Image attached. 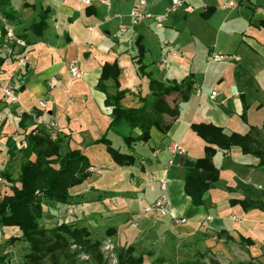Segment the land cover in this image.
<instances>
[{
    "label": "crops",
    "instance_id": "0c3cea01",
    "mask_svg": "<svg viewBox=\"0 0 264 264\" xmlns=\"http://www.w3.org/2000/svg\"><path fill=\"white\" fill-rule=\"evenodd\" d=\"M228 1L235 5L223 8ZM23 2L31 21L25 26L21 11L14 10L5 15L6 22L1 24L0 30V59L3 60L0 74L5 59L11 62V71L4 73L6 78L1 83L10 84L6 90L16 97L13 101L3 93L6 99L0 100V115L5 117L3 124H7L8 119L13 131L7 137L5 163L15 164L17 155L25 154V150L27 157L34 159L33 143L37 138H48L44 126L51 123L56 125L58 142L55 146L59 156L78 151L89 163L88 148L96 142L107 141V146L120 155H131L135 162L138 156L143 177L149 174L155 179H166L168 211L166 216H161L150 211V206L144 214L129 213L133 219L128 218L123 226L132 227L134 223L136 227L132 229H136L139 223L142 227L127 245L119 238L123 230L116 225L119 214L114 209L107 210L108 226L102 242L107 239L128 246L123 251L131 248L132 255L140 253L141 264H154L153 259L158 257L159 262L166 260L167 264H224L226 253L230 252L241 259L244 258L238 253H243L248 263L262 264L264 210L252 206L257 202L264 204V168L259 167V158L238 147L217 150L212 163L218 175L213 182H205L200 202L197 201L198 193L192 194L199 185L194 187L190 183L189 187L186 176L196 171L198 159L205 155V143L193 131L194 125H211L226 135L248 134L254 141L264 144V0H188L193 12L180 10L170 15L161 29L154 27L152 19L133 22L129 12L135 0H91L90 6L78 0ZM116 3H129L128 10L125 13L116 11ZM147 3L149 11L156 14L165 10L169 0H147ZM41 11L53 22L36 37L28 26L37 21ZM120 25L125 27L124 32L119 30ZM13 26H21L20 31L16 32ZM5 27L27 37L29 43L24 50L6 43ZM163 40L177 57L171 58L170 70L159 72L156 62ZM154 42L159 45L158 55L156 60L150 61L146 57L149 45ZM142 51L145 75L138 71L135 58ZM211 52L225 59L208 62ZM14 54L24 56V67L13 59ZM80 54L84 55L83 66L78 63ZM128 61L147 78V86L149 78L166 86L187 78L192 83L189 98L176 102L178 114L170 128L163 133L152 127L148 141L133 143L132 148L110 129L112 107L107 104V93L121 91L111 77L112 71L117 69L116 63ZM70 62H76L80 70L81 75L76 79L69 73ZM107 73L108 80L105 79ZM101 84L105 90L101 89ZM211 92H216L212 99ZM134 93L138 95L137 106L141 108V89L136 88ZM150 98L149 93L146 99ZM41 100L46 101L44 109L39 106ZM124 100L125 97L120 102L122 107ZM105 129L106 133L99 137ZM138 135L139 131L132 132L133 137ZM171 142L183 148V156L169 154L166 148ZM139 143L147 147V157L136 153L135 146ZM251 146H255L253 141ZM107 155L108 168L109 164L120 169L132 166L124 164L123 156H115L108 149ZM169 160L171 166H168ZM3 170L11 173L12 182L8 185L18 186L16 176L3 167L0 172ZM151 182L158 186L156 201L160 196L159 185L156 180ZM131 191L111 187L107 192L108 200L111 205L123 198L137 201L138 194ZM45 205L46 201L43 208ZM59 205L50 203L47 207L52 209ZM149 213L164 219L150 218ZM173 218L185 221L174 222ZM15 234L10 240L15 239V244L23 243L19 239L21 233L15 229Z\"/></svg>",
    "mask_w": 264,
    "mask_h": 264
},
{
    "label": "trees",
    "instance_id": "16d2710c",
    "mask_svg": "<svg viewBox=\"0 0 264 264\" xmlns=\"http://www.w3.org/2000/svg\"><path fill=\"white\" fill-rule=\"evenodd\" d=\"M8 5L9 0H0V9ZM5 14L8 16V13ZM262 26H264V21ZM28 27L36 37L41 36V32L48 27L46 13L39 12L37 21L32 22ZM17 36L25 40L28 45L27 37L19 34ZM143 54L144 51L135 58L138 59V71L145 75L147 72H145L146 66L142 65ZM2 61L0 59V65ZM117 76L118 71L114 69L111 77L116 86ZM105 79H109L108 73ZM101 89L105 90L104 84H101ZM148 89L151 98L142 99L143 106L138 109H127L121 106L120 102L124 97V92L117 91L115 95L107 93V104L112 107L113 116L109 127L121 136L128 148L133 143L148 141L152 127L163 133L170 128V124L178 114L176 102L186 101L189 98L192 83L190 78H187L181 83L166 86L149 78ZM192 129L205 143V155L198 159L196 171L189 172L186 176L189 187L190 183L194 187L199 185L192 192V194L198 193V202L204 194L207 185L205 182H213L218 175V169L212 163V157L217 150L225 151L238 147L244 153L256 155L260 160L259 167L264 163V150L262 149L264 144L262 147L259 146L260 144L248 134L245 136L234 133L226 135L217 127L203 124L194 125ZM135 130L139 131L137 137L132 136ZM35 141L33 143L34 159L27 157L28 151H24L23 162L16 180L19 184L18 188L11 185V195H5L0 199V226L11 227L21 233L19 239L28 244V251L25 255V261L28 264H78L80 254L88 257V260L80 261V264L105 263L101 252L102 239L92 238L90 231L85 226H79L77 221L61 224L50 230L40 225L43 219L44 201H46L45 206H49L50 203L65 207L71 202L78 204L73 201L70 190L84 183L88 176L86 169L90 164L78 151L68 152L63 156L56 154L57 140L37 138ZM252 141L255 146H251ZM107 149L115 156H123L124 164L132 165L134 162V157L131 155H120L110 146H107ZM1 175L3 182L5 180L7 183L12 182L10 174L2 172ZM252 206L264 210L262 203H253ZM14 241L15 239L10 240V242ZM70 246H75L73 252L69 250ZM117 258L118 264H141L143 262L142 257L132 256L131 248L117 253ZM0 264H7L6 256H0Z\"/></svg>",
    "mask_w": 264,
    "mask_h": 264
},
{
    "label": "rangeland",
    "instance_id": "374dc122",
    "mask_svg": "<svg viewBox=\"0 0 264 264\" xmlns=\"http://www.w3.org/2000/svg\"><path fill=\"white\" fill-rule=\"evenodd\" d=\"M113 2V0H111ZM23 0H9V5L6 7H2L1 11L3 12L4 16L5 13H14V10H19L23 14V22L28 24L32 17L27 11L23 8ZM38 4H36L37 6ZM83 7V6H82ZM129 3H116L115 10L118 12L125 13L128 10ZM37 8H40L38 5ZM99 11L102 9H98ZM53 21L47 20V24L51 26V23ZM134 22V21H133ZM11 23V22H10ZM9 23V24H10ZM127 26V25H126ZM1 23H0V30H1ZM15 31L19 32L21 29V26L15 27ZM115 31L114 29L112 32ZM162 40V37H160ZM158 42H154V44L149 45L150 52L149 55H147L148 60H156L158 55ZM160 48V46H159ZM134 53H137V50H134ZM84 54V53H83ZM80 54L79 56V64L82 65L84 62V55ZM8 59H5L3 65H2V71L3 73L0 74V100L6 99L3 97V92L6 90V88H10V84L7 83V85L1 83V80L5 79L4 73L11 71V62L7 61ZM170 63L172 64V61L170 59ZM121 64V65H120ZM120 64L116 63V67L119 71V75L117 76V86L118 88L124 92V108L127 109H137V99L138 95H135L134 91L136 88L141 89V95L140 97L143 99L149 98V90L147 86V78L144 76H141L137 71L136 67H132V64L120 62ZM144 65V64H143ZM173 65V64H172ZM16 66V64H15ZM17 67V66H16ZM153 69L155 70L154 66ZM167 73V72H166ZM13 94V93H12ZM110 95H115L116 91L112 90L109 92ZM14 95V94H13ZM175 96V95H174ZM5 121V117L3 115H0V170L2 167L6 170H9V172H12V175L14 174L15 178H18L19 175V168L21 163L23 162V155L18 154L16 163L15 164H9L5 163V159L7 158L6 155H8V152L6 153V143H7V137L12 134V123H8V119L6 120L7 124H3ZM3 125V126H2ZM107 129H105L99 137H102L104 133H106ZM98 137V138H99ZM262 147V144H260ZM135 151L137 154L142 153L145 157H147V147L143 146L141 143L136 144ZM10 150V146L7 147ZM264 150V148H262ZM87 155L89 157V163L93 166H89V168L86 169V172L88 173V176L85 178L84 183H82L78 187H74L70 190V194L73 197V201L78 202V210L80 211V215L77 216L72 220V218L67 217L63 214L65 210V206L59 205L56 208L52 207L49 208L45 206L43 208V219L41 220V226H43L46 230L53 229L61 224H69V223H75L77 221V224L79 226H85L91 233V237L97 240L103 239V237L106 236L107 232V210L112 211L114 209V212L117 215L118 222L116 225L118 227L122 228V233L120 234L119 238L122 243L125 242V244L128 245V241H131L136 232H139L141 229V225L138 223L139 229H132V227L125 228L123 224L125 221L129 218L132 220L133 218L130 217L129 213H143L146 209H148L150 206L154 204V199L156 195L158 194V186L155 182H151L148 180L149 174L145 175V177L142 176L140 173V165L138 156L135 158L136 162L134 161L132 166H129L124 169H120L114 164L108 165L110 168L107 167V141H100L96 142L94 146L91 148H88ZM14 154V153H13ZM16 155V154H15ZM5 156V157H4ZM3 160V163H2ZM4 163L6 164L4 166ZM109 163V162H108ZM261 168H264V163H262ZM4 173V170H3ZM11 175V173H8ZM17 180V179H16ZM16 186V184H15ZM111 187H117L118 189L122 190H135L131 191L132 193L138 194V200L137 201H126L122 199L116 200L112 205L116 206L114 208L111 203L108 200L107 192L108 189ZM18 188V186H17ZM11 187L8 185L7 181L5 180L2 184H0V199L5 195H11ZM79 196V197H78ZM81 198V200H79ZM110 208V209H109ZM133 211V212H132ZM150 218H157L158 215L154 214H147ZM157 217H156V216ZM154 216V217H153ZM160 219H164L163 217H159ZM137 220V219H136ZM153 220V219H151ZM12 235V236H11ZM15 229L11 227H1L0 226V256L7 252L6 260L7 264H28L27 261H25V255L28 251V244L24 245L23 243L15 244L10 242L9 240L11 237H14ZM107 241V239H105ZM104 241V242H105ZM110 244L112 245L113 249H106L107 242L104 244L102 243L101 246V252L103 253L104 260L106 261L103 264H118V258L117 253L118 251L126 249L127 247L121 246L119 243H116L114 241L109 240ZM70 251L73 252L72 246L69 247ZM111 250V251H110ZM128 250V249H127ZM121 252V251H120ZM154 253H156L154 251ZM232 252L229 253V255L226 253V258L223 259L224 264H254V263H248L249 260H247L246 257H244L243 253H238L242 258H238L236 256L231 255ZM135 257H141L140 253L133 254ZM132 255V256H133ZM81 256V257H80ZM78 260L80 264V261H86V258L82 255L78 256ZM160 257L154 260V264H167V261L159 262ZM78 262V261H77ZM150 262V260H149ZM147 264V263H145ZM149 264V263H148ZM264 264V261L262 262Z\"/></svg>",
    "mask_w": 264,
    "mask_h": 264
},
{
    "label": "built area",
    "instance_id": "2783aa9c",
    "mask_svg": "<svg viewBox=\"0 0 264 264\" xmlns=\"http://www.w3.org/2000/svg\"><path fill=\"white\" fill-rule=\"evenodd\" d=\"M80 4L84 6H90L91 5V0H78ZM104 3L107 4V1ZM235 4L232 1H228L224 3L223 8H231ZM182 10L185 13H192L193 12V7L188 4V0H169L168 6L163 10L161 13H156L153 14L149 11L148 8V3L147 0H135V4L131 7L130 12H129V17L135 22V23H140L143 22L147 19H152L154 23V27L157 29L163 28L165 22L168 20L170 15H173L177 13L178 11ZM119 17V16H117ZM6 18L3 14V12L0 9V23L5 24ZM119 30L121 32L125 31V27L123 25L119 26ZM4 36L7 44L10 45H16L20 47L22 50H24L27 47V44L25 40L17 36L15 31L12 28L5 27L4 29ZM173 57H177V53L170 50L168 48V42L166 40H163L160 44V57L158 61L156 62V69L159 72H165L171 69V63L170 59ZM13 59L18 63L19 66L24 67L26 65L25 63V58L22 54H14ZM225 57L219 53L211 52L208 56V62H219L223 61ZM235 59V58H234ZM68 69L69 73L72 78L76 79L78 78L81 73L80 70L77 66L76 62H70L68 64ZM4 96L5 97H12L13 101L16 100V97L12 95V93L9 90H4ZM216 92H211L210 93V98L212 99L215 97ZM46 101L41 100L39 101V106L44 109L45 108ZM45 133L47 134V137L49 140L55 141L57 139V130H56V125L54 123L48 124L44 126ZM167 151L169 154H171L172 157L174 156H183L184 155V150L183 148L177 143V142H171L167 146ZM172 165V161H168V166ZM148 180H156L159 185L160 189V196L156 199L154 204L150 207V211L156 212L157 214L161 216H166L167 215V205H168V199H167V181L164 177H159L155 179L153 176L149 175ZM3 183V178L0 172V184ZM69 218H76L77 216L80 215V211L78 210V206L76 203H69L65 207V213ZM234 218V217H232ZM174 222H179L183 223L185 220L184 219H176L173 218ZM133 228L136 227V225L133 223L131 225ZM107 242V246L105 247L107 250L108 249H113L112 245L110 244L109 240L103 242L104 244ZM73 249H75V246H72ZM110 250V251H111ZM7 252H4V255H6ZM83 257L88 260V257L84 254H80ZM81 257V256H80Z\"/></svg>",
    "mask_w": 264,
    "mask_h": 264
}]
</instances>
